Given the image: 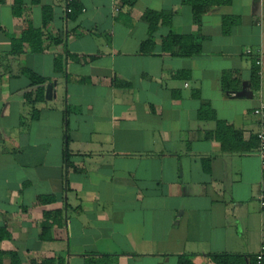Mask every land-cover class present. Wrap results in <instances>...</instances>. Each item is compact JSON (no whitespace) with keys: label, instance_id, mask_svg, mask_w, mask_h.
<instances>
[{"label":"crops","instance_id":"obj_1","mask_svg":"<svg viewBox=\"0 0 264 264\" xmlns=\"http://www.w3.org/2000/svg\"><path fill=\"white\" fill-rule=\"evenodd\" d=\"M146 13L163 17L151 35ZM260 103L264 0H215L199 24L184 0H1L0 264L249 260L264 244Z\"/></svg>","mask_w":264,"mask_h":264},{"label":"trees","instance_id":"obj_2","mask_svg":"<svg viewBox=\"0 0 264 264\" xmlns=\"http://www.w3.org/2000/svg\"><path fill=\"white\" fill-rule=\"evenodd\" d=\"M1 1V0H0ZM187 3L190 4L192 8V14L194 18V22L196 24H199L200 19L202 15L206 12L207 9H209L214 3L215 0H184ZM69 7L71 8L70 4ZM163 18L159 14L154 13H146L145 18L149 22V32L148 34H152L155 30L156 23L159 18ZM163 23H167V21H163ZM227 23H223V26H225ZM193 38H185L182 36L175 35L173 33H170L168 36H166L162 40V44L165 45H171L173 47L179 46L180 54L183 56H192L200 52L199 45H195L191 40ZM59 69V60H56V70ZM259 69L255 65V62H252V69H251V83L252 86L257 88L258 86V80H259ZM26 74L28 78L30 79L31 85H41L45 80L44 78L37 76L32 71H26ZM228 74H223V88L227 93H236L232 92L231 89L227 86V83L225 84V81L228 78ZM42 94L43 89L38 88L36 91V94L34 98H31V96H27V105L32 106V104L35 101L42 100ZM37 115L34 113L32 114L31 119L36 118ZM224 128L223 124H218L217 130ZM258 141V140H257ZM210 261L213 264H264V258L258 263L257 255L250 257L249 260H246L243 255L240 254H211L209 255ZM85 264H116V259L111 257L107 254H91L88 256V258L85 261ZM178 264H190L189 261L186 260V258H181L178 262Z\"/></svg>","mask_w":264,"mask_h":264},{"label":"built area","instance_id":"obj_3","mask_svg":"<svg viewBox=\"0 0 264 264\" xmlns=\"http://www.w3.org/2000/svg\"><path fill=\"white\" fill-rule=\"evenodd\" d=\"M67 12L70 11V8H66ZM246 52L249 54L250 50L247 49ZM258 63V62H257ZM235 95V94H232ZM253 114L258 116L259 118V128L257 133V154L260 160V166L262 174L264 175V103H260V105L253 110ZM260 206L264 208V195L261 198ZM264 258V244L261 246L259 253L257 254L258 263Z\"/></svg>","mask_w":264,"mask_h":264},{"label":"water","instance_id":"obj_4","mask_svg":"<svg viewBox=\"0 0 264 264\" xmlns=\"http://www.w3.org/2000/svg\"><path fill=\"white\" fill-rule=\"evenodd\" d=\"M245 86L246 85L244 83L242 90H240L239 92H237V96H246V97H249L250 98L252 96V92L247 91Z\"/></svg>","mask_w":264,"mask_h":264}]
</instances>
